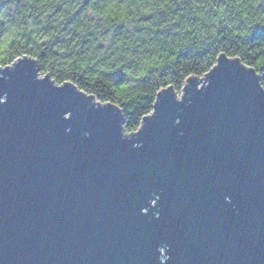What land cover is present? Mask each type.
<instances>
[{"label": "water", "instance_id": "water-1", "mask_svg": "<svg viewBox=\"0 0 264 264\" xmlns=\"http://www.w3.org/2000/svg\"><path fill=\"white\" fill-rule=\"evenodd\" d=\"M200 80L126 133L35 58L0 66V264H264L259 77L222 54Z\"/></svg>", "mask_w": 264, "mask_h": 264}, {"label": "trees", "instance_id": "trees-1", "mask_svg": "<svg viewBox=\"0 0 264 264\" xmlns=\"http://www.w3.org/2000/svg\"><path fill=\"white\" fill-rule=\"evenodd\" d=\"M222 54L264 94V0H0V66L35 58L41 75L118 105L126 133Z\"/></svg>", "mask_w": 264, "mask_h": 264}, {"label": "rangeland", "instance_id": "rangeland-1", "mask_svg": "<svg viewBox=\"0 0 264 264\" xmlns=\"http://www.w3.org/2000/svg\"><path fill=\"white\" fill-rule=\"evenodd\" d=\"M203 77H204V76H203ZM201 78H202V77H201ZM197 82H198L197 87H200L201 84L203 83V81L200 80V78H197ZM186 83H187V81H186ZM162 251H164V250L162 249Z\"/></svg>", "mask_w": 264, "mask_h": 264}, {"label": "bare ground", "instance_id": "bare-ground-1", "mask_svg": "<svg viewBox=\"0 0 264 264\" xmlns=\"http://www.w3.org/2000/svg\"><path fill=\"white\" fill-rule=\"evenodd\" d=\"M182 94H183V92H181L180 94H178V98H181L182 97Z\"/></svg>", "mask_w": 264, "mask_h": 264}]
</instances>
